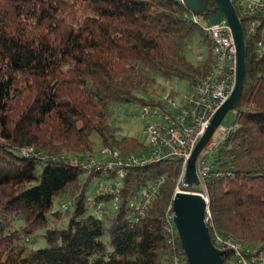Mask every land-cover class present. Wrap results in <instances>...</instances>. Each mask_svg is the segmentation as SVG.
Masks as SVG:
<instances>
[{
	"label": "trees",
	"instance_id": "obj_1",
	"mask_svg": "<svg viewBox=\"0 0 264 264\" xmlns=\"http://www.w3.org/2000/svg\"><path fill=\"white\" fill-rule=\"evenodd\" d=\"M237 15L245 74L236 129L203 186L211 237L263 251L264 13ZM190 16L175 0H0V264H168L183 257L170 218L180 162L133 166L120 178L111 171L86 175L56 156H93V136L102 149L147 152L135 138L114 137L112 110L163 109L138 94H154L158 78L191 87L208 75L210 44ZM197 30L208 54L194 65L185 54ZM25 147L47 157L26 158ZM94 179L118 181V208L109 217L89 214ZM160 179L155 200L136 221L131 202ZM223 261L230 264L231 255Z\"/></svg>",
	"mask_w": 264,
	"mask_h": 264
},
{
	"label": "built area",
	"instance_id": "obj_2",
	"mask_svg": "<svg viewBox=\"0 0 264 264\" xmlns=\"http://www.w3.org/2000/svg\"><path fill=\"white\" fill-rule=\"evenodd\" d=\"M175 1L184 5L183 0ZM228 1L233 5L236 13L238 12L242 16L255 17L264 13L262 0ZM190 19L192 22L198 23L196 16L192 15ZM201 27L210 44L212 64L209 73L204 79L191 86V92L187 96H182L180 101L169 95L161 98V103L164 105L163 109L157 107H147L145 109L144 117L153 116L157 119L156 122L149 123L145 127L147 152L128 155L124 158L119 157L117 162L110 158L95 160L69 158L68 162L63 157H60V159L72 167L83 169L89 173L111 171L115 172L120 178L124 176L127 168L133 166L177 160L181 164V173L174 195L179 192L184 187L182 183L187 163L195 146L208 130L216 112L231 96L236 84V52L227 22L222 18L217 25L207 23ZM257 27V22L254 25L252 24L249 33H254ZM156 109H159L160 112ZM235 129L236 126L233 124L228 128L222 127L220 124L214 132V134L217 133V139H213V134L198 156L196 170L200 186L197 189L204 192L203 184L212 175L215 155L225 139ZM20 152L26 158L39 155L31 148L22 149ZM115 155L117 156V153ZM46 157L44 156V158ZM110 183L111 185L96 187L94 195H91L87 200V206L98 217H109L118 208L116 197L120 190L119 184L115 181ZM161 184V179L155 181L131 202L130 206L134 210L133 218L136 221L145 217L160 190ZM104 196L112 197L111 205L99 200L100 197ZM204 197L208 201L205 194ZM170 218L172 219V213ZM207 219L209 223V210ZM211 240L218 250L231 255L232 261L230 264H264V250L244 248L230 236L214 234ZM183 257L175 256L168 264H186Z\"/></svg>",
	"mask_w": 264,
	"mask_h": 264
},
{
	"label": "water",
	"instance_id": "obj_3",
	"mask_svg": "<svg viewBox=\"0 0 264 264\" xmlns=\"http://www.w3.org/2000/svg\"><path fill=\"white\" fill-rule=\"evenodd\" d=\"M183 3L193 16L204 15L209 25H217L222 18L227 22L236 52V84L188 160L182 183L184 187L173 197L172 224L186 264H224V253L213 245L209 233V202L204 192L197 189L200 186L196 170L197 158L226 114L234 111L239 103L245 74V40L239 17L228 0H183ZM208 3L215 6L210 12H207Z\"/></svg>",
	"mask_w": 264,
	"mask_h": 264
},
{
	"label": "rangeland",
	"instance_id": "obj_4",
	"mask_svg": "<svg viewBox=\"0 0 264 264\" xmlns=\"http://www.w3.org/2000/svg\"><path fill=\"white\" fill-rule=\"evenodd\" d=\"M262 4L264 6V0H262ZM196 18L198 20V24L200 26H203L206 24V21L204 19V17H202L201 15H196ZM257 22V21H256ZM252 23L253 25L256 23ZM252 27V26H251ZM250 29V28H249ZM249 33V30H248ZM202 34L200 30L196 31L195 36L193 37L192 42L190 43L187 51H186V59L194 64L197 65L199 64L201 61L205 60V58L207 57L208 54V48H207V44L201 42L202 39ZM208 40V39H207ZM259 48L261 51L262 45L259 44ZM228 64V63H226ZM155 90L156 92L154 94H138L139 96L148 99V100H157V101H161V98H165L166 96H172L175 100L180 101L182 96H187L191 91V87L188 84V82L186 81H181L178 79H173L169 82H166L164 80H162L161 78L157 79V83L155 85ZM147 107L146 106H142L140 104H117L113 107L112 110V117L110 119V126L114 129V137L117 140H121L123 138H127V137H131V138H135L137 139L140 143L144 144L147 146V136L145 134V127L149 124V123H153L156 122L157 119L154 118L153 116L150 117H144V112L145 109ZM158 112H160L159 109H156ZM234 112H228L226 114V116L224 117L223 121L221 122V126L228 128L232 125V123L234 122ZM217 133H215L213 135V139H217ZM92 141L94 142V146H95V154L92 155H76V154H68V153H61L60 155L56 156V157H63L67 162L69 160V158H76L79 160L82 159H112L113 161L115 160L116 162L119 160L118 158H124L128 155H137L139 153H131V154H123L119 151H113L107 148L102 149L101 145H100V141L98 139L97 136H93L92 137ZM28 147L23 148L27 149ZM30 149V148H28ZM32 150L36 151L35 148H32ZM22 150V149H21ZM39 155H37L38 157L42 156V158H44V156H46L45 154L41 153L40 151L37 152ZM115 153H117V156L115 155ZM23 155V154H22ZM119 155V156H118ZM67 158V159H66ZM61 160V159H60ZM64 161V160H61ZM65 162V161H64ZM70 166V165H69ZM84 174L86 175H91L92 173L95 172H91L89 173L88 171H85L83 169H80ZM114 181L116 183H118V181L115 179H111V180H102L100 183H98V181L96 179H94L92 181V185H91V195H94L96 187H98L99 185L103 186V185H111L110 182ZM119 186V185H118ZM204 187V186H203ZM177 188V184L175 186L174 189V193L176 191ZM144 189H142L137 195L136 198L143 192ZM204 194L206 195L205 192V188H204ZM112 202V200L110 202H107L108 205H111L110 203ZM63 207V206H62ZM60 208V204L56 203L54 210H59ZM89 214L91 215H95L93 210H89ZM104 240L106 241L107 238H104ZM43 244L41 243V246Z\"/></svg>",
	"mask_w": 264,
	"mask_h": 264
},
{
	"label": "flooded vegetation",
	"instance_id": "obj_5",
	"mask_svg": "<svg viewBox=\"0 0 264 264\" xmlns=\"http://www.w3.org/2000/svg\"><path fill=\"white\" fill-rule=\"evenodd\" d=\"M214 4H212V3H208V6H207V12H210V11H212L213 9H214Z\"/></svg>",
	"mask_w": 264,
	"mask_h": 264
}]
</instances>
